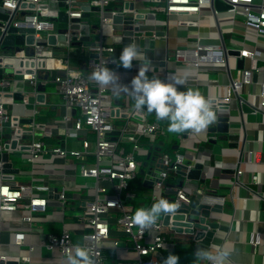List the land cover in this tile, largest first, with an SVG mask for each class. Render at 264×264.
<instances>
[{
    "label": "built area",
    "instance_id": "built-area-1",
    "mask_svg": "<svg viewBox=\"0 0 264 264\" xmlns=\"http://www.w3.org/2000/svg\"><path fill=\"white\" fill-rule=\"evenodd\" d=\"M77 1L82 0H66L67 7L63 8L69 15V25L73 24L72 19H81L84 12L81 7L72 5ZM136 1L124 0L125 4L133 2L135 8L123 7L122 12L134 16L137 21L140 14L137 8L146 7H137ZM146 1L165 4L163 11L169 17L186 15V20L178 22L179 26L186 25L188 29L186 46L177 48L175 52V57L186 67L199 72L203 65L225 66L230 77L226 95L223 98L209 96L215 101L217 117L220 111L230 110L234 99L242 112L244 107H249L254 114L264 113V79L258 82L260 94L257 105L244 97V88L253 85L256 77L264 74V0ZM49 3L50 0H3V8L11 13L17 10L12 25L35 28L36 40L32 46L35 49L33 55L24 53L13 58L18 66L8 63L10 59L3 56V77L0 78V215L4 212L20 213L28 228H20L14 233L12 245L18 248L19 254L5 255L0 249V264L33 263L36 245L31 241L27 243V240L35 232L33 224L41 216L46 219L57 217L63 222L62 232L47 234L42 243L53 253L49 257L53 264H66L67 256L77 245L89 249L95 264H106L109 250L117 252L118 264H162L164 252L174 248L175 239L187 235L186 220L176 218L179 214L186 216L181 209L191 203V196L186 191V177L180 172L186 171V166L194 168L197 159L187 165L185 155L177 151L175 154L162 153L153 160L154 151L147 149L143 140L150 139L156 151L159 141H163L162 147L172 145L174 133H169L168 126L163 120H157L155 114L152 119L150 113L137 111L134 106L115 104L108 87L91 79L94 71L108 67L122 82L123 72L118 68V57L114 55L115 45H104V38L115 34L112 18L102 12V27L98 29L100 44L90 48L91 54H98V58L92 59L90 71L86 73L71 66L70 51L57 56L55 47L60 46L48 43V36L55 33L54 26L57 25L51 19H58L60 13L50 9ZM90 3L104 9L109 2L90 0ZM142 14L147 15L145 12ZM140 21L149 22L146 18L137 22ZM168 22L160 24L166 26ZM65 34L69 44L80 36L79 31L71 29ZM156 38L152 35L151 43ZM66 48L72 50L74 47L69 45ZM232 58L244 64L240 79L233 76ZM41 70L50 72L49 79L39 78ZM51 82L63 100L64 111L57 121H38L40 107L46 105L47 92H39L37 88L41 84L47 90ZM17 94L22 95L21 101L16 98ZM41 96H44L42 100ZM31 97L35 98L34 104L30 103ZM18 103L25 110H31V121L11 112L10 107ZM115 132L119 134L112 135ZM93 136L94 150L90 140ZM183 136L182 133L178 135L180 142L184 141ZM77 140L80 148L75 147ZM207 141L216 142L218 137L209 136ZM4 153L9 154L14 168L13 155L23 159L24 166L29 167L24 176H29L30 182L18 180L17 176L22 173L4 172ZM149 154L152 155L151 164L144 183L147 177L155 179L149 184L153 185V194L144 208L171 193L180 207L174 215L161 216L155 225L145 229L134 224L132 219L139 207L133 203L130 205L129 199L137 198V195L125 194V191L131 187V181L138 178L141 168L138 157ZM249 161L253 162L252 159ZM243 164L242 161L232 164L236 167V185L242 183ZM158 169L160 171L156 175ZM171 172L182 176L185 181L168 183ZM79 177L86 180L81 186L77 181ZM252 184H260L257 174L253 176ZM149 185L145 183V186ZM250 189L254 197L264 201V193ZM69 202L82 212L80 217L67 220ZM54 206L57 210L53 209ZM112 212L119 216L112 218ZM167 217L169 222L166 224ZM207 219L218 222L212 214ZM75 230H83L82 234H76L81 236V244L75 242ZM252 241L255 245H264V235L257 233ZM23 251L27 253L23 254Z\"/></svg>",
    "mask_w": 264,
    "mask_h": 264
},
{
    "label": "crops",
    "instance_id": "crops-1",
    "mask_svg": "<svg viewBox=\"0 0 264 264\" xmlns=\"http://www.w3.org/2000/svg\"><path fill=\"white\" fill-rule=\"evenodd\" d=\"M153 12L156 13L157 20L156 22L149 21L148 23L160 24L161 22L166 23V21L169 20V24L166 26L164 25L167 27L169 33V49L155 50L152 46L151 49L140 50L141 57L139 61L133 62V67L131 69L118 67L123 72V79L120 83L130 84L131 79L137 74L140 66L139 64L150 62V76H158L165 81H171L174 75L186 77V83L182 88L198 89L206 97L218 96L223 98L227 93V86L230 83V77L226 74L225 66L203 65L198 72L195 69L186 67V64L180 62L175 57L176 49L186 46L188 29H186V25H178L180 20H186V15L173 14L169 17L165 11L162 10L155 11L153 9ZM158 12H163V14L166 15L165 18H159ZM94 14L97 13H93L91 18H93ZM22 17L21 15V18ZM204 22L207 23L208 20L205 19ZM114 45L116 48L114 55L119 57L122 48L117 44ZM31 47L32 46L24 45L17 50L18 52H22L21 54H27L31 51ZM55 50L57 56L59 55L60 57L68 54L70 51L71 66L89 73L93 59L90 48L74 47L72 50H69L66 47H55ZM161 62H166V65H162ZM230 65L233 69V76L236 79H240L242 76L241 69L244 66L243 62L232 58L230 60ZM18 79H21V77H18ZM263 79L264 74H260L256 77L253 85L244 88V97L247 98L249 103L254 105L259 103L260 85L258 82ZM107 87L115 104L134 106V101L129 94L114 90L111 86ZM27 90L33 91L31 88H27ZM37 91L47 92L45 106H49L52 109L51 115L48 116V121L51 116L55 117V115L61 118L64 110L63 100L60 96L57 93H49L41 84L37 88ZM56 95L57 98H54ZM50 96L51 100H53L52 103L49 102ZM18 101H21V99H18ZM247 108L248 110H246ZM247 108L244 107V111L242 112L238 101L234 99L231 102L230 110L220 111L217 120L212 125L208 126L207 129L199 133L194 131H190L186 134L182 133L184 134L183 142L179 141V134H174L172 145L169 147H164L163 145L162 148L156 151L153 150V154H155L153 155V160L160 157L162 153L175 154L177 151H181V153L185 155L187 165H191L194 158H196V164L203 165L201 179H207L213 192L227 196L224 214H212L215 220L221 225L220 229L217 230L212 246L207 247L202 245L195 241L193 236L186 235L175 239L174 248L164 252L165 258L169 253H175L180 257V264H200L195 257V252L198 248H207L213 252L217 249H227L230 251V256L226 264H264V245H255L252 241L253 236L257 235V233L264 235V201L254 197L250 189L252 188L254 192L258 191L264 193V113L254 114L252 109L249 107ZM10 110L14 114L24 116L26 120L31 121V110H25L21 103L10 107ZM153 115L154 113H150L152 119ZM221 117L228 119L229 131L231 133L213 131V129L218 126L219 118ZM57 120L59 119H53L51 121ZM163 123L168 126V121L163 120ZM212 135H216L218 141L209 143L207 138ZM161 142L163 141H159L157 145ZM143 143L146 145L147 149L153 146L151 140L148 138L144 139ZM147 144H150V147H147ZM249 159H252L253 162L249 161ZM12 160L15 163V168L18 170L21 169L17 174H26L24 171H28L29 167L27 166L26 168L24 166L23 163L25 162L23 159L17 157ZM241 161L244 163V174L241 178L242 183L236 185L234 184L236 180V167L232 164ZM256 174L260 178L259 185L252 184V178ZM30 181V177L22 176L20 182ZM186 183V191L188 193L196 188L195 183L193 185L190 181ZM56 208L57 206L53 207L54 210H57ZM3 214H6L5 217H3ZM61 222L62 221L57 217L46 219L41 216L37 218L34 224L43 223V225L38 227L33 226L35 232L28 236V240L36 245L32 264H53L49 259V257H52L53 253L43 246L42 243L47 238V234H50L47 232V226H49L50 231H53L51 233L60 234L63 228L61 230L57 224ZM20 228H28V225L21 220L20 213L13 214L4 212L0 215V249L2 254L13 256L19 254L18 248L12 244L14 241V233ZM35 239H37L36 242ZM109 252L117 253L114 250H109ZM10 264L17 263L11 262Z\"/></svg>",
    "mask_w": 264,
    "mask_h": 264
},
{
    "label": "water",
    "instance_id": "water-1",
    "mask_svg": "<svg viewBox=\"0 0 264 264\" xmlns=\"http://www.w3.org/2000/svg\"><path fill=\"white\" fill-rule=\"evenodd\" d=\"M109 3L104 9L96 6H91L90 0H82L77 2H72L75 7H81L84 11L82 18L72 19V25H69V15L63 8H66V0H50L49 6L52 10L60 11L58 23L54 26L55 33L49 34L48 43L52 46L60 47H85L92 48L100 44L98 29L102 27V21L100 25H93L89 21L93 13L100 15L102 12L105 16L112 18L113 30L115 32L114 36H109L104 38V45H119L122 49L130 44L134 43L138 46V51L140 49H151L152 45L155 50H168L169 40L167 27L161 24H148L143 22H137L139 19L146 18L151 22L157 20L156 13L152 12L150 8H137L138 20L136 21L134 16L124 15L122 12L123 7L135 8V4L124 3V0H107ZM62 9V10H61ZM147 13L144 16L142 13ZM17 10L13 13L3 8V0H0V78L3 77L2 63L4 62L1 50L3 47H21L24 45L33 46L35 44V28L28 26L15 27L12 25L14 19L16 18ZM77 30L80 32V36L74 38L71 43H68V38L66 36V30ZM146 33V34H144ZM155 35L157 38L151 43V36ZM97 36V37H96ZM93 58H98V54L93 53ZM182 61V59H180ZM155 63V62H153ZM162 65H166V62H161ZM10 66V65H9ZM8 66V67H9ZM17 99H22V95L17 94ZM43 96H41V99ZM30 103H35V98H30ZM247 108V107H246ZM248 110V108L246 109ZM30 121V120H27ZM214 132L228 133L229 124L228 119L221 117L219 118V123L216 128L213 129ZM190 132V131H188ZM185 132L184 134L188 133ZM119 132H115L112 135H118ZM3 160L6 162L4 166V172L18 173L19 170L14 168L13 163L10 162V156L8 153H4L2 156ZM185 168V167H184ZM186 171L182 170L180 174L186 177V182L195 183L196 188H194L189 195L191 196V203L184 206L181 211L186 213L176 215L177 219L186 220L184 225L187 227V235L195 237V240L207 247H211L214 237L217 234V230L220 229L221 225L219 222L208 220L207 217L211 214H224L225 203L227 202V196L224 194H217L213 192L211 186L208 184L207 179H201L203 174V165L197 164L194 168L189 169L186 166ZM159 169L155 172L156 175L159 173ZM154 177H147L146 185H149L154 181ZM185 182V183H186ZM187 184V183H186ZM169 222V217L166 219V224Z\"/></svg>",
    "mask_w": 264,
    "mask_h": 264
},
{
    "label": "clouds",
    "instance_id": "clouds-1",
    "mask_svg": "<svg viewBox=\"0 0 264 264\" xmlns=\"http://www.w3.org/2000/svg\"><path fill=\"white\" fill-rule=\"evenodd\" d=\"M140 57L138 46L130 43L121 50L118 64L124 69H131L133 62L139 61ZM139 65L130 84H121L119 76L108 67L94 71L91 79L101 86H111L114 90L129 94L135 110L154 113L157 120L168 121L169 133H199L217 120V109L212 98L206 97L198 89L182 88L186 77L174 75L171 81H165L149 75L150 62ZM179 207V204L161 197L150 207L137 209L132 219L134 224L146 229L155 225L159 217L174 215ZM229 256L230 251L227 249L213 252L207 248H198L195 252L200 264H226ZM66 264H95V261L87 247L77 245L67 256ZM162 264H180V257L169 253Z\"/></svg>",
    "mask_w": 264,
    "mask_h": 264
},
{
    "label": "rangeland",
    "instance_id": "rangeland-1",
    "mask_svg": "<svg viewBox=\"0 0 264 264\" xmlns=\"http://www.w3.org/2000/svg\"><path fill=\"white\" fill-rule=\"evenodd\" d=\"M131 1H133V0H131ZM136 6L137 7L152 8L155 11H159V10L163 11V9L165 7V4H157V3H154V2L152 3L151 1H146V0H137L136 1ZM158 13H159V18H165L166 15L163 14V12H158ZM28 14H31V12H28ZM20 18H21V16H20ZM51 20L53 22H55V23H58V19H56V18L51 19ZM89 21L93 25H98L99 26L100 23H101V17H100L99 14H94L93 18H91ZM18 48H19V46L18 47H16V46H14V47L5 46V47L2 48L1 52H2L3 55H6L8 57V59H10V60L12 59L13 60V58H15L17 56H20L21 53H22V52H18V50H17ZM34 50L35 49L31 47V51L29 53H27V54L33 55ZM57 52H59V51H57ZM12 77L13 76H9V78H12ZM49 77H50V72L49 71H47V70L39 71V78L45 80V79H49ZM47 90H48L49 93H57V87L52 82L47 87ZM51 96H50V100H49L50 103H52V101H53V100H51ZM54 98H57V95L54 96ZM40 110H41V114L37 118L38 121L49 122V121H51L53 119H60L59 118L60 116L55 115L56 118L54 116L53 117L51 116V118L48 121V116L51 115V112H52V109L49 106H45V107L41 106ZM90 140L92 142L91 149L94 150L95 149V138H94V136L91 137ZM75 147L76 148H80L81 147L79 140H77L75 142ZM147 147H150V144H147ZM156 147H157V149L162 148V143H160ZM150 149L155 151V149L152 148V147ZM15 156L16 155H13V158H17ZM151 156L152 155L149 154L148 156L145 155V156H139L138 157V160L141 163V168L139 170L138 178H136L135 180L131 181V183H130L131 187L129 188V190L125 191V194L127 192H131V193H134V194L137 195V198L129 199V204L131 205L133 203L139 208L144 207L145 203H147V199L150 198L152 196V194H153V185L145 186V183H144L146 174L148 172V168H149V166L151 164V162H150ZM22 176H24V175H21V174L18 175V180L21 181ZM27 177H29V176H27ZM181 180L185 181L182 176H179V175L175 174L174 172H171L170 173V178L168 180V183L175 182V183L179 184ZM77 181H78V183L81 186L86 180H84V179L79 177L77 179ZM165 198L168 199L171 202H175V196L172 193L171 194H165ZM5 215L6 214H3V217H5ZM66 215H67V220H73V219H76V217H80L82 215V212L79 211L75 207V204L73 202H69V204L67 206ZM118 216H119V214L117 212H112L111 213V217L112 218H117ZM40 225L42 226L43 223L34 224V227H38ZM57 225L62 230L63 222H61L60 224H57ZM115 228H116V226H114V229ZM47 230H48L47 231L48 233L53 232V231L49 230V226H47ZM61 230H60V232H61ZM82 233H83V230H75V231H73L75 242L78 243V244L82 243V239H81V236L76 235V234H82ZM36 241H37V239H35V242ZM27 243H29V240H27ZM26 253H27L26 251H23V254H26ZM106 264H118V260L116 258V254L114 252H111V253L109 252V259L106 262Z\"/></svg>",
    "mask_w": 264,
    "mask_h": 264
},
{
    "label": "bare ground",
    "instance_id": "bare-ground-1",
    "mask_svg": "<svg viewBox=\"0 0 264 264\" xmlns=\"http://www.w3.org/2000/svg\"><path fill=\"white\" fill-rule=\"evenodd\" d=\"M30 22H31V21H30ZM8 63L13 64V65H15V66H18L17 61H14V60H9Z\"/></svg>",
    "mask_w": 264,
    "mask_h": 264
}]
</instances>
